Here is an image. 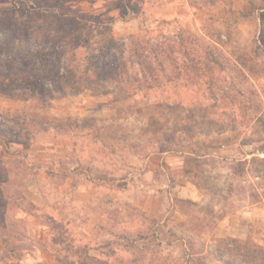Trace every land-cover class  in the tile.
Returning a JSON list of instances; mask_svg holds the SVG:
<instances>
[{
	"label": "rangeland",
	"instance_id": "374dc122",
	"mask_svg": "<svg viewBox=\"0 0 264 264\" xmlns=\"http://www.w3.org/2000/svg\"><path fill=\"white\" fill-rule=\"evenodd\" d=\"M142 35L212 51L211 81L78 79ZM192 146L207 200L155 182L154 214L140 174ZM0 264H264V0H0Z\"/></svg>",
	"mask_w": 264,
	"mask_h": 264
},
{
	"label": "trees",
	"instance_id": "16d2710c",
	"mask_svg": "<svg viewBox=\"0 0 264 264\" xmlns=\"http://www.w3.org/2000/svg\"><path fill=\"white\" fill-rule=\"evenodd\" d=\"M189 34L192 38L195 37L194 34ZM180 40L182 51H175L173 47L168 49L164 45L165 41H156L155 43L149 35L139 36L132 41L130 51L114 54L111 58L100 61L95 60L92 74L88 73L87 68L83 74L78 75V79L83 81L98 79L101 81L108 77V79H112L113 84L124 89L127 95H136L143 91L145 96L157 89H163L167 84H171L172 87L175 84L177 90L180 80L186 77L191 78V74L193 78L202 79L206 77L207 80L211 81V62H217L214 53L206 48L204 51H193L186 46L183 37H180ZM98 56L100 57L102 54H98ZM191 89L197 93L194 88ZM207 89L210 88L207 87ZM218 89H221L222 93L226 92L222 81L218 85ZM166 99L165 101L160 100L158 104L170 103L169 98ZM171 105L180 106L181 103L172 101ZM195 153L197 151L192 146L188 154H194L197 161L201 154L195 155Z\"/></svg>",
	"mask_w": 264,
	"mask_h": 264
},
{
	"label": "crops",
	"instance_id": "0c3cea01",
	"mask_svg": "<svg viewBox=\"0 0 264 264\" xmlns=\"http://www.w3.org/2000/svg\"><path fill=\"white\" fill-rule=\"evenodd\" d=\"M218 149L222 154L223 153L226 154V152H228L226 150H221V147H219ZM187 156H188V152L182 153L173 150L160 151L157 154H153V159L154 157H156L155 161H152L149 164V166L147 164L143 169L144 172L140 174L144 180L143 185H145L143 191L148 193L147 194L148 199L146 201L145 206L147 208L148 206H150V202H153L152 206H154L155 208L151 212L154 211V214L156 213L157 211L156 208L158 207V206L156 207L155 205V200H159L160 198L159 190H157L158 194H151L150 192L152 189L150 185L154 184L155 182H158L160 185L167 186L169 184L178 183L173 179L178 176H182L184 177V180L179 182L182 184H180V188L177 189L178 195L187 196L188 198H192L193 200L198 202L207 200L208 197L205 194L203 187L200 186L201 180L199 179V177L197 178V176H202V175L197 172L198 170L187 168V160H188ZM216 156L217 155L208 153V154L200 155L198 159H205V158L211 159ZM149 157L151 156H148V158ZM161 170H163L164 172L161 173ZM157 171L160 173H157ZM205 174L206 175L208 174L207 176H209L210 178L213 177L212 175L213 171H211V169L207 171L205 170ZM135 178L136 176L129 175L127 179L128 183L133 181ZM202 178H205V176H202ZM215 207H217V205H215ZM176 215H177L176 213H173L171 210H169L167 212V215L160 220L158 228L160 229V227H163L164 229H170L172 226L175 225L174 218L176 217ZM228 215L230 216L232 215V213L229 212Z\"/></svg>",
	"mask_w": 264,
	"mask_h": 264
}]
</instances>
